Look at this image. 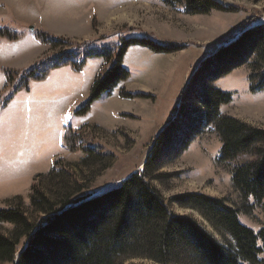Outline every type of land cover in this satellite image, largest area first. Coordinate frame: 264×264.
I'll return each instance as SVG.
<instances>
[{
  "label": "rangeland",
  "instance_id": "374dc122",
  "mask_svg": "<svg viewBox=\"0 0 264 264\" xmlns=\"http://www.w3.org/2000/svg\"><path fill=\"white\" fill-rule=\"evenodd\" d=\"M217 1L230 10L189 16L184 6L168 8L163 0H0V32L7 29L20 36L11 41L0 35V210L21 207L33 223L40 224L41 214L30 204L32 186H41L57 203L64 196L58 176H50L54 164L56 172L64 169L70 174L60 176L73 193L69 205L100 195L142 171L155 139L178 115L183 94L200 65L246 21L255 18L254 22L264 23V0ZM39 31L79 47L52 49L36 38ZM146 35L175 47V52L157 54L141 46L129 47L122 66L130 79L103 95L87 115L76 116L97 77L109 67L103 57L109 54L108 46ZM66 58L82 65L81 72L59 68L46 82L23 87L22 74L37 63L51 67ZM250 64L214 86L232 94L222 114L264 130V91L250 92ZM3 70L13 72L10 83ZM122 91L136 97L124 99ZM66 129L81 137L76 152L64 144ZM87 148L103 158L96 161L84 153ZM221 148L219 137L210 128L202 129L188 150L174 158L176 148L164 158L161 174L166 178L153 185L166 201L186 193L225 199L238 210L240 222L258 233L264 227V201L257 205L252 199L241 200L232 184L233 165L219 162ZM249 159L243 157L238 163ZM170 207L226 243L198 212L177 204ZM13 230L12 225L0 223L1 233L9 236ZM24 245L22 240L12 264ZM260 258L264 264V253Z\"/></svg>",
  "mask_w": 264,
  "mask_h": 264
},
{
  "label": "trees",
  "instance_id": "16d2710c",
  "mask_svg": "<svg viewBox=\"0 0 264 264\" xmlns=\"http://www.w3.org/2000/svg\"><path fill=\"white\" fill-rule=\"evenodd\" d=\"M163 4L168 8L182 5L184 14L189 16L230 10L217 0H163ZM254 20L243 23L239 33L222 39L219 48L197 69L183 94L178 115L155 139L142 171L100 195L69 205L73 193L60 176L69 178L70 174L64 169L56 172L54 164L50 176H58L55 178L64 196L57 203L41 186H32L30 204L41 214L40 224L33 223L21 207L1 209L0 223L12 225L14 230L9 236L0 232V264L16 261L22 240L25 247L16 264H263L260 256L264 253V227L256 233L244 226L238 210L228 206L225 199L186 193L166 201L153 185V181L163 183L166 178L161 174L164 158L178 148L176 158L189 149L202 129L210 128L222 143L219 162L233 165L235 192L244 202L252 199L263 205L264 130L222 114V107L232 102V94L214 86L251 63L250 92L264 91V23ZM0 35L11 41L20 38L7 29H2ZM36 38L52 49L79 47L45 31L37 32ZM131 46L157 54L175 52V47L157 43L149 35L124 40L121 45L110 44L106 50L109 54L103 56L109 67L97 77L88 100L76 111V116L87 115L103 95L113 93L130 79L122 62ZM113 50L116 53L110 54ZM63 67H70L74 73L82 69V65L69 58L51 67L41 61L22 74L23 87L46 82L54 70ZM3 72L10 83L13 72ZM120 95L124 99L136 97L124 91ZM189 96L191 100L187 102ZM66 131L64 144L76 152L81 137L71 129ZM84 153L96 161L103 158L92 149L87 148ZM243 157L251 159L238 163ZM170 204L198 212L226 243H220L193 218L174 214Z\"/></svg>",
  "mask_w": 264,
  "mask_h": 264
},
{
  "label": "water",
  "instance_id": "95a60500",
  "mask_svg": "<svg viewBox=\"0 0 264 264\" xmlns=\"http://www.w3.org/2000/svg\"><path fill=\"white\" fill-rule=\"evenodd\" d=\"M31 30L34 31V29H32V28H31ZM143 168H144V166H143ZM143 168H142V170H143ZM135 174H136V173H135Z\"/></svg>",
  "mask_w": 264,
  "mask_h": 264
},
{
  "label": "crops",
  "instance_id": "0c3cea01",
  "mask_svg": "<svg viewBox=\"0 0 264 264\" xmlns=\"http://www.w3.org/2000/svg\"><path fill=\"white\" fill-rule=\"evenodd\" d=\"M12 52H13V50H12ZM13 53H14V52H13ZM14 55L16 56L17 54L14 53ZM62 99H64V98H62Z\"/></svg>",
  "mask_w": 264,
  "mask_h": 264
},
{
  "label": "bare ground",
  "instance_id": "6f19581e",
  "mask_svg": "<svg viewBox=\"0 0 264 264\" xmlns=\"http://www.w3.org/2000/svg\"><path fill=\"white\" fill-rule=\"evenodd\" d=\"M166 123V122H165ZM92 197V196H91ZM243 206V205H242Z\"/></svg>",
  "mask_w": 264,
  "mask_h": 264
}]
</instances>
